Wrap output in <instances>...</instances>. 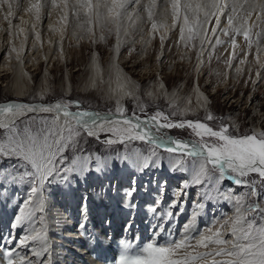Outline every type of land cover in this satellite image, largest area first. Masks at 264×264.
Segmentation results:
<instances>
[{"label":"snow or ice","instance_id":"6c2138e0","mask_svg":"<svg viewBox=\"0 0 264 264\" xmlns=\"http://www.w3.org/2000/svg\"><path fill=\"white\" fill-rule=\"evenodd\" d=\"M17 7V0H0V10L6 9L3 19L8 22L10 36ZM45 9L49 10V18L52 11L58 10L59 26L49 25V29L60 34L57 44L61 52L69 24L77 40L87 38L93 44L106 43L108 37L115 36V56L107 69V78L96 54L91 80L92 88L97 87V82L108 85V98L114 100L115 108L101 114L84 108L79 100L63 98L47 104L0 102V162L15 161L0 169L3 174L0 180L4 181L0 184V200H6L7 181L23 188L22 193L13 194L20 198L15 202L9 231L6 236L0 234L3 248L0 264H51L50 258H45L50 255L49 238L43 226L36 227L43 222V217L37 214L44 212L46 194L54 184L71 183V176L92 170L93 163L96 171L105 166L106 161L93 157L83 146L87 142L83 137L100 140L101 132L110 134L102 143L125 146L121 159L134 168L162 166L160 162L165 157L161 152H164L169 170L189 177L166 204L163 196L167 181L160 182L159 198H154L147 208L155 221L150 226L151 239L140 242L138 236L125 238L112 264H264V130L253 128L240 133L236 125L214 116L198 85L193 88L197 108L205 112L203 119L185 118L190 113L195 115L192 100L185 98L180 103L175 93L169 98L170 111L157 106L149 114L148 105L139 102V85L115 62L121 46L129 42L132 33H143L148 25L147 43L160 34L161 48L166 38L161 33L178 30V46L197 50V71L205 63L206 52L210 62L217 46L227 45L232 50L225 61L227 67L232 68L239 53H243L239 65H245L248 56H252L259 80L264 70V0H29L24 11L39 22ZM19 20L20 24L25 23L22 17ZM31 27L35 41L41 42L40 33L35 31L36 23ZM17 29L16 36L25 32L19 25ZM241 37L244 47L238 43ZM27 39L25 35L19 49L10 44L7 55L16 53L19 59ZM132 51L134 47L129 49ZM235 71L239 75L243 69L238 66ZM159 88L164 89L163 83ZM147 96L155 99L151 91ZM126 97L138 101L130 114L122 103ZM40 98L43 100V93ZM212 121L217 123L213 125ZM172 129H186L190 138H175L168 134ZM137 142L147 147H132ZM225 180L241 191L224 190L221 184ZM192 187L198 191L189 220L176 233L170 222L183 213ZM136 192L133 180L123 195L124 207L133 214L138 207L133 200ZM213 200L230 205L231 214L213 216L203 227H197V218L206 202ZM84 201L82 215L86 216L87 197ZM80 227L84 228L83 222ZM132 227L130 218L125 231Z\"/></svg>","mask_w":264,"mask_h":264},{"label":"rangeland","instance_id":"374dc122","mask_svg":"<svg viewBox=\"0 0 264 264\" xmlns=\"http://www.w3.org/2000/svg\"><path fill=\"white\" fill-rule=\"evenodd\" d=\"M28 2L29 0H17L18 7L16 10V18L12 19L13 27L11 31L13 34L11 36L8 32V22L3 19V11H6V9L0 10V73L3 71L4 66L2 65L4 62L6 65L8 60L12 62L15 60L14 56H16V53H12L11 56H8L7 52L10 48V44H15L17 49L20 47L25 34L20 33L19 37L16 36L15 33L18 31L17 24L19 27L24 25L28 39L25 43L26 45L23 55L25 54L24 61L26 62L27 70L30 73L29 76L26 77L27 86L25 89L29 95L26 99L27 101L30 100L33 102L39 99L40 103L47 104L63 98L65 100H79L84 108L94 110L99 113H103L109 109L114 111L115 103L113 99L108 98L109 94L105 90V84H100L98 82L97 87L92 88L87 85L85 79L89 70L88 67L90 58L92 55L96 54H98L100 65L105 70L104 75H106L108 64L113 61L115 56V36L113 35L108 37L106 43L101 42L93 44L87 38L77 40L73 37V28L72 25L69 24L64 33L62 44L63 51L61 52L57 44L60 40V34L54 33L49 29V25L59 26L56 24L58 19V10L52 11L51 17L49 18V10L45 9L41 15V20L36 22L32 16H29V14L24 11V9L28 6ZM20 17H23V20L27 21L24 24H20ZM33 23H36L35 31L40 33L42 46L41 42H37L34 39V33L31 27ZM148 30L149 26L145 25L143 33H132L129 42L121 46L119 56L116 61L119 64V67L123 70V73L130 77L135 84L139 85V91L137 92V95L140 97L139 102H143L148 105L149 114L154 112L157 109V106L165 112L170 111L168 107L169 98H171L172 94L175 93L176 96L180 98V103H184L185 98H191L192 100L191 107L195 110V115L190 113L185 118L203 119L205 112L202 108H197V99H195L196 93L193 88L194 85H198L199 91L202 92L210 102L208 104V108L214 116L225 118L224 122L229 125H236L240 133H244L253 128L256 130H264V70H261L260 79L256 80V65L252 56H248V62L245 65H239L238 59H243V53H239L238 49L237 51L239 55L237 60L233 61L232 68L229 69L225 61L229 58L232 51L231 48L227 45L217 46L210 62L207 60V52L205 53V63L201 65L199 71H197V50L178 46V30H169L167 33H161L166 36L163 48H161L159 38L160 34H158L155 39H152L150 43H147L149 39ZM132 40L135 41L134 44L131 42ZM49 41H51V43H49ZM238 43L241 47H244L242 37L238 38ZM33 44L36 45L35 48H33ZM97 45H100V47H96ZM133 47L135 51L130 53L129 49ZM44 51H46V53ZM43 52L49 56H42ZM157 57H159V59H157ZM217 57H219V59H217ZM129 58H132V61L137 60L138 64L132 66L131 62V65H124L122 62ZM37 60H39V62L36 64L35 62ZM238 66L243 69L239 75L235 71ZM9 73L0 74V102L14 99L15 96L13 92L14 71L10 69ZM217 73H219V75H217ZM250 74L251 79H249ZM254 80H256L255 84H253ZM160 83H163L164 89H157V85ZM149 91L153 92L155 99L147 96V92ZM165 92L167 95H165ZM42 93L44 94V98L43 100H40ZM122 103L128 109L130 114L132 110L136 108L138 101L126 97L122 100ZM39 115L48 116L50 114L39 113ZM180 118L181 117H176V119ZM210 123L215 125L217 121H212ZM168 134L190 137L188 130L186 129L168 130ZM102 135H104V133L101 134V136ZM83 139L87 141L83 145L87 153H94L93 157L99 156L102 160L106 161L105 166L100 171H96L94 169L93 163L92 170L84 173L87 176V179H84V181L89 182L90 186L92 181L96 178L100 180L110 174L109 171L111 170L116 174L120 167V162L118 163V161L122 160L121 157L125 153V146L121 144H119V146H110L102 143L101 140H97L94 137L85 136ZM137 144V146L142 149L147 147L139 142H137ZM164 154L166 153H161L163 157H165ZM12 163H15V161L3 160L0 162V169L6 168ZM164 167H162L160 173H158L160 174L159 177H156L157 172L155 174L154 172L153 174L151 173L152 176L150 175L149 177L151 184H158V189L160 182L166 180V176H163V179L161 178V176L168 170L166 165ZM124 168L129 170V175L131 174V176L136 177L135 173L138 169L134 168L129 163H127V166ZM165 169L167 170L165 171ZM8 171H11V169H8ZM182 174L184 175V173H181V175ZM2 175L3 174H0V176ZM181 175L177 176L173 174L172 179L170 178V182L168 181L169 186L167 182L168 187L164 191V196L168 192V198L164 202L165 204L168 203L174 191L177 190L180 187L181 182L184 181L183 176ZM134 177L130 180L133 181V179H135ZM77 178L78 175H73L70 177L71 183H56L51 187L50 191L46 194V204L48 205L47 215H50V213L51 215L53 213H64V217H68L69 220L77 223L79 228H71V232L78 237L80 236L79 241L76 239L78 241L77 245L80 247L78 249L80 250L82 246V248L87 251L83 257H78V264H112L113 259L118 255L120 242L125 238L132 239L136 236L135 232H137V236H140L142 228L136 227L134 229V234L130 231L128 235L123 233L122 228H115L114 233H111V228L105 227L102 218L104 217L105 221L108 220L106 217L109 215L108 213L110 212V208L116 198L117 205H121L123 203L121 201L123 192L113 188V191H110L111 193L108 194L109 200L111 199L109 195H111L114 199L112 204L110 203L106 207V202L102 205V208L98 209L95 203V197L100 194V190L96 191L95 188L90 190L85 188L86 184H82L79 179L77 181ZM3 183L4 181L0 180V184ZM82 185L85 186L82 188ZM105 185H107L108 188L110 186L109 183H105ZM5 186L7 187V192L5 194L6 200H0V203H2V207H0V234L6 236L9 231L11 220L16 211V208L14 207L15 202L20 198L19 196H14L13 194L14 192L22 193L23 188L13 186L11 181H7ZM221 187L224 190L233 188L236 192L241 191L240 187L234 186V184L229 180L223 181ZM109 189H111V187ZM158 189L156 191L153 190L151 192L152 195L147 192V189L146 192L154 198H159ZM197 191L198 189L196 187L190 188L188 190V197L191 194L196 197ZM84 197H87L88 214H86V216L82 215V206L85 203ZM194 197L191 195V200H189L188 204L185 206L183 213L176 215L175 220L179 222L171 224V228L174 232L180 233L182 231V226L189 220ZM154 198L150 200V204L153 203ZM78 200L81 204H77ZM135 203L138 206L135 213L141 212L139 215H143L144 211L148 212V203L146 204L145 202V205H142V202L140 205L137 202ZM223 206L224 202L217 203L215 200L206 202L205 207H207V209L204 208L202 211L204 214L209 210L208 216L205 214L206 217H204L205 220L203 218V223L202 218L198 219V222L196 221L197 227H203L212 219L213 216L219 218L221 213L226 215L231 214V206L227 204L226 207ZM217 208L219 209L217 210ZM204 210L206 211L204 212ZM69 211H74L75 213H69ZM97 211L99 213H97ZM126 211L127 213H132L128 209H126ZM173 211L175 215L176 210L173 209ZM214 211L216 212L214 213ZM72 214L74 215L72 216ZM43 215L45 214L43 213L39 216L43 217ZM126 216L123 214V221L126 220V218H124ZM202 216L204 215L199 217ZM184 217L186 218L184 219ZM82 222L84 223L83 229L80 227ZM178 225L179 227L177 228ZM36 227L40 228L39 223H37ZM45 229L52 233H50L52 238L50 237L51 241H49L50 255L45 258H50L51 264H60L57 260L62 259L63 255L66 256L62 252L64 248L61 247L64 246L62 243L63 235L58 232L56 225L54 224L46 225ZM117 229H119V232L116 235ZM147 233L150 236L146 239ZM151 235V231L146 232L142 234L141 240H150ZM96 236L102 239V242H104L107 248L114 249L113 252L115 253H113L111 259L108 260L99 256L100 249L90 250V248L94 247L93 240H95ZM114 237H116V239ZM114 240H116V242ZM141 240L140 242H142ZM2 251L3 248L0 247V252ZM65 251L67 252V250Z\"/></svg>","mask_w":264,"mask_h":264},{"label":"bare ground","instance_id":"6f19581e","mask_svg":"<svg viewBox=\"0 0 264 264\" xmlns=\"http://www.w3.org/2000/svg\"><path fill=\"white\" fill-rule=\"evenodd\" d=\"M30 16V15H29ZM23 18V17H22ZM25 18V17H24ZM26 18H27V16H26ZM29 20V19H28ZM27 20H25V22H26ZM24 24V23H23ZM18 25V24H17ZM24 29H26L25 28V26L23 25L22 26ZM23 34H25L26 35V30H25V32L23 33ZM20 37V36H19ZM26 45V44H25ZM96 47H100V45H97ZM1 49V48H0ZM19 49V48H18ZM45 53H46V51H44ZM42 53V56L44 55H48V54H45V53ZM40 54V53H39ZM33 56V55H32ZM49 56V55H48ZM15 57V60L12 62V61H10V60H8V62H7V64L5 65L4 63H3V65L2 66H4L3 67V71H1V73H9V70L11 69L12 71H14V80H13V87H14V90H13V92H14V94H15V96H14V99H10V100H8V101H16V102H19V100H24V102H26V103H33V102H37V103H40V101H39V99H37L36 101H33V102H31L30 100L29 101H27L26 99H27V97L29 96L28 94H27V91H26V89H25V87L27 86V81H26V77L27 76H29V72H28V70H27V64H26V62L24 61V57H25V54L23 55V53H21V55H20V58L19 59H17L16 58V56H14ZM41 57V56H40ZM44 58V57H43ZM94 58H95V55H92L91 56V58H90V63H89V67H88V73H87V76H86V83H87V85L88 86H91V80H92V78H93V76H94V68H93V61H94ZM10 59V58H9ZM14 59V58H13ZM39 60H40V58H39ZM39 60H37L35 63L37 64L38 62H39ZM41 61H42V59H41ZM52 62H53V60H52ZM59 62V61H58ZM113 61H111V63H112ZM116 63H117V61H115ZM132 62V66L133 65H136V64H138V61L137 60H135V61H132V58H129V59H127V60H124L122 63L124 64V65H129L130 63ZM111 63H109L108 64V67H107V69L109 68V66H110V64ZM99 64H100V62H99ZM131 65V64H130ZM102 67V66H101ZM2 68V67H1ZM6 69V70H5ZM0 73V74H1ZM10 74V73H9ZM105 74V73H104ZM4 75H6V74H4ZM107 75H108V73H107V71H106V78H107ZM68 80V79H67ZM98 83V82H97ZM158 87H157V89H159L160 90V88H159V84L157 85ZM105 90H106V92H108V85L107 84H105ZM170 95V94H169ZM196 97V96H195ZM196 99V98H195ZM41 100V99H40ZM8 101H4V102H8ZM55 102V101H54ZM54 102H51V103H54ZM46 104V103H45ZM105 112H107V111H105ZM105 112H103V113H105ZM103 113H101V114H103ZM17 119H19V118H17ZM61 121H63V117H61ZM107 133H104V135H106ZM108 135H110V134H108ZM175 137V136H174ZM176 138V137H175ZM190 138V137H189ZM186 139H188V138H186ZM119 146V144H113L112 146ZM138 145V144H137ZM136 144H134V145H132V147H138ZM111 146V145H110ZM124 153V152H123ZM162 154H163V152H161ZM94 154V153H93ZM92 154V155H93ZM162 156V155H161ZM164 156H166V154H164ZM163 157V156H162ZM120 162V167H119V169H118V171H117V173L115 174V173H113L112 172V170L111 171H109L110 172V174H108V175H106L105 177H103V178H101L100 180L98 179V178H96L94 181H92L91 183H90V186H89V182H85L83 179H87V176H86V174H83V175H78V178H77V181H78V179L82 182V184H86V187L85 188H87V189H92V188H95V190L97 191V190H100V194L99 195H97L96 197H95V203H96V206H97V208L99 209V207H100V205H103L104 203H106L107 202V205H106V207L108 206V204H110V203H112L113 201H112V199H110L109 200V198H108V194L109 193H111L110 191H113V188H116L115 190H118V191H120V192H125L130 186H131V184H132V180H130L132 177H134V176H131V174L129 175V170L126 168H124L125 166H127V162H125V161H123V160H121V161H118V163ZM113 164V163H112ZM122 165V166H121ZM161 165H162V167H164L165 165H166V168H169V166H168V163H167V161L165 160V162L163 163V160H162V163H161ZM157 168V169H156ZM161 168V166H159V167H153V168H148V169H144V170H137V172L135 173V175H136V177H134L135 179H133V180H135V182H136V189H137V192H136V194H135V196H134V198H133V200L134 201H136V199L139 197L140 198V201H142V205L144 204L145 205V202H146V204L148 203V204H150L149 202H150V200L151 199H153L154 197L153 196H146V194H147V192H149L150 194H151V192L154 190L153 189V184H151L150 183V179H149V177H150V175H151V173L153 174V172H154V174L156 173V171L158 170V169H160ZM165 168V167H164ZM152 169V170H151ZM162 169V168H161ZM110 170V169H109ZM126 170H127V172H126ZM106 173V172H105ZM175 173H179V172H175ZM107 174V173H106ZM163 174V173H162ZM166 174H164V175H162L161 176V178L163 177V176H165ZM180 175H181V173H180ZM103 176V175H102ZM152 176V175H151ZM181 176H183V180H187V179H189V177L187 176V174H182ZM172 175L170 176V178L172 179ZM186 177V178H185ZM148 178V179H147ZM169 178V182H170V179ZM154 179V178H153ZM157 179V178H156ZM155 179V180H156ZM163 179V178H162ZM155 182V181H154ZM169 182H168V186H169ZM105 183H109L110 184V186H109V188L111 187V189H109L108 188V186L107 185H105ZM60 184V183H59ZM172 184V183H171ZM83 186H85V185H82V188H83ZM167 186V187H168ZM146 189H147V192H146ZM60 190H61V188H60ZM84 191H85V189H84ZM123 193H122V196H123ZM168 193V192H167ZM167 193H166V199L165 200H163V202H165L166 200H167V198H168V196H167ZM113 194V193H112ZM59 195V194H58ZM141 195H142V199H141ZM152 195V194H151ZM192 195V197H194V195L193 194H191ZM191 195L188 197L187 196V199H188V202H189V200H190V198H191ZM100 196V197H99ZM114 196V195H113ZM109 197H112L111 195H109ZM115 198H116V196H115ZM123 198V197H122ZM121 198V201L123 202V199ZM138 198V199H139ZM79 199V198H78ZM80 200V199H79ZM78 200V203L77 204H81V202ZM83 200V199H82ZM58 201V200H57ZM117 198L115 199V204L113 205V206H115L117 203ZM83 203V202H82ZM221 203H223V201H221ZM2 205V203H0V207H2L1 206ZM140 205V204H139ZM47 207H48V205L47 204H45V209H44V214L45 215H43V222H44V224L43 225H41V226H43L44 228H45V226L46 225H50V224H54V225H56V228L58 229V231H63V227L66 225V224H68L67 226H69V224H71V223H73L71 220H69V218L68 217H64L65 215H63V214H61V213H59V214H55V213H53L52 215H51V213H50V215H47L48 213H47ZM223 207H226V204L224 203V206ZM222 207V208H223ZM117 208H119V210H116L117 211V216L113 219V224L114 225H116L117 223H118V221H119V218L120 217H122L123 216V214H124V216H126V215H128V216H126V217H124V218H126V220L125 221H127V219H129V215H130V213H127V211H126V208L124 207V205L123 204H121V205H117ZM221 208V209H222ZM205 209H207V207H205ZM219 208H217V210H218ZM106 210V209H105ZM107 211V210H106ZM140 211V210H139ZM138 211V212H139ZM144 211V210H143ZM206 210H204V212H205ZM209 211V210H208ZM208 211H206V213L205 214H207V216H208ZM113 212V211H112ZM112 212H109L108 214V217L109 216H111L112 215ZM216 211H214V213H215ZM43 213H38L37 215L39 216V215H41V214H43ZM70 213V212H69ZM72 213H75V212H72ZM97 213H99L98 211H97ZM111 213V214H110ZM86 214H88V212L86 213ZM138 214H141V212H139V213H137V215ZM146 215H147V217H149V215H151L150 213H148V212H143V215H139V218H140V220H146ZM183 215H185V214H183ZM201 215H203V211L201 212ZM200 215V216H201ZM72 216H73V214H72ZM181 216V215H180ZM206 216V215H205ZM182 217V216H181ZM203 217L204 216H202V217H198L197 218V222H198V219H201L202 218V223H203ZM186 217H184V219H185ZM103 220L102 221H105L104 220V217L102 218ZM205 219V218H204ZM135 221H137V219L135 220ZM181 221V220H180ZM122 222H123V219H122ZM175 222H179V221H173V222H170L171 224L172 223H175ZM153 223H155V221L152 219V220H149V223L148 224H144V228H145V230H144V233H146V232H149L150 231V229H148V228H150V226L153 224ZM41 224V223H40ZM40 226V227H41ZM172 226V225H171ZM168 227V225H166V228ZM179 227V225L177 226V228ZM116 228H119L118 226L116 227ZM46 231H47V234H48V238H49V241H51V232L50 231H48L47 229H46ZM119 232V229H117V231H116V235H117V233ZM51 233V234H50ZM61 233H63V232H61ZM144 233H142V234H144ZM73 234V233H72ZM133 234H134V230H133ZM148 236H150L148 233H147V235H146V239H147V237ZM51 237V238H50ZM142 242L144 241L143 239L141 240ZM67 242H69L68 240H67ZM61 247H63L65 250H67L64 246H61ZM80 248V247H79ZM63 249V251H65ZM80 250H82L83 252H85V250H84V248H81ZM114 251V249L112 250V252ZM58 258H60L59 256H57ZM60 260H62V259H60ZM63 261V260H62ZM85 261V260H84ZM84 264V263H83Z\"/></svg>","mask_w":264,"mask_h":264},{"label":"water","instance_id":"95a60500","mask_svg":"<svg viewBox=\"0 0 264 264\" xmlns=\"http://www.w3.org/2000/svg\"><path fill=\"white\" fill-rule=\"evenodd\" d=\"M19 102H24V100H19Z\"/></svg>","mask_w":264,"mask_h":264}]
</instances>
